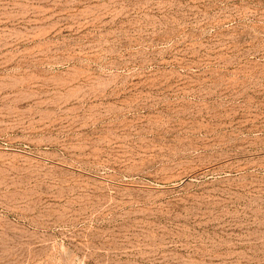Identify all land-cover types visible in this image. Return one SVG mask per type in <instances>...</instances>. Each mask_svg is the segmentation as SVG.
Returning a JSON list of instances; mask_svg holds the SVG:
<instances>
[{
	"label": "rangeland",
	"instance_id": "obj_1",
	"mask_svg": "<svg viewBox=\"0 0 264 264\" xmlns=\"http://www.w3.org/2000/svg\"><path fill=\"white\" fill-rule=\"evenodd\" d=\"M0 264H264V0H0Z\"/></svg>",
	"mask_w": 264,
	"mask_h": 264
}]
</instances>
